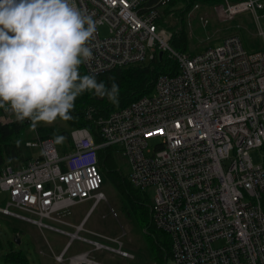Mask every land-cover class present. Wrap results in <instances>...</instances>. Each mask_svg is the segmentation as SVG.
<instances>
[{"label":"built area","instance_id":"2783aa9c","mask_svg":"<svg viewBox=\"0 0 264 264\" xmlns=\"http://www.w3.org/2000/svg\"><path fill=\"white\" fill-rule=\"evenodd\" d=\"M169 1L75 0L96 24L93 56L83 63L89 75L157 54L176 61L177 73L160 75L152 95L99 118L100 143L76 128L74 150L61 156L51 139L36 136L26 143L41 148L38 157L1 169L0 214L67 236L54 255L59 263L103 264L91 257L98 250L133 258L119 239L86 229L85 218L77 225L66 219L72 207L106 199L98 151L114 147L129 160L134 188H156L151 220L171 238L169 264H264V44L248 51L232 35L195 54L180 52L161 21ZM214 9L225 21L250 13L264 38V0H225ZM15 120L10 110L0 114V124ZM75 240L92 249L66 257Z\"/></svg>","mask_w":264,"mask_h":264},{"label":"clouds","instance_id":"9594fccd","mask_svg":"<svg viewBox=\"0 0 264 264\" xmlns=\"http://www.w3.org/2000/svg\"><path fill=\"white\" fill-rule=\"evenodd\" d=\"M95 32L75 0H0V108L18 122L29 120L35 132L41 122L71 120L75 100L86 91L118 105L117 83L109 88L79 72L92 59Z\"/></svg>","mask_w":264,"mask_h":264},{"label":"rangeland","instance_id":"374dc122","mask_svg":"<svg viewBox=\"0 0 264 264\" xmlns=\"http://www.w3.org/2000/svg\"><path fill=\"white\" fill-rule=\"evenodd\" d=\"M261 26L264 30V17L261 18ZM178 27L179 20L176 17L168 16L165 19L164 28L169 32ZM187 30L192 49L197 51H203L208 46L219 45L223 39L232 35H238L248 51L260 49L264 44V38L259 35L257 24L250 13L238 15L232 21H225L220 18L214 6H200L193 9L187 18ZM100 32L102 37L107 36V26H103ZM35 136L36 132L32 131L29 126L25 128L22 135L24 139H31V141ZM150 144L154 145L155 141ZM22 150L24 157L28 159H34L41 154V148L28 146L27 143L22 145ZM252 158L255 163L260 162L255 152L252 153ZM114 159L118 169L129 178L131 171L129 160L120 152L115 153ZM100 191L105 194V200L94 207V200L76 205L71 208V213L66 219L77 225L85 218L86 229L112 239H119L123 243L122 249L133 255V258L122 257L105 250L93 251L91 257L103 264H155L152 248L153 236L146 233L127 195L111 181L104 182ZM145 194L147 199L153 202L156 188H148ZM144 198L146 199L145 196ZM5 202L6 196L0 193V205H5ZM115 216H118L121 223L116 221ZM66 228L73 231L70 227ZM15 230L20 233L19 236L14 235ZM88 237L92 236L88 235ZM15 238H19L20 242H16ZM0 241L2 244L0 264H10L4 260L5 254L11 248L10 241L13 242L12 246L15 250L23 251L29 259V264H63L57 262L54 255L59 254L65 248L69 238L63 234L40 229L30 223L0 214ZM107 243L118 246L114 242ZM91 249V245L75 240L69 246L66 257Z\"/></svg>","mask_w":264,"mask_h":264},{"label":"trees","instance_id":"16d2710c","mask_svg":"<svg viewBox=\"0 0 264 264\" xmlns=\"http://www.w3.org/2000/svg\"><path fill=\"white\" fill-rule=\"evenodd\" d=\"M224 1L225 0H170L163 8L161 21L164 23L168 16H174L179 20V27L171 31L172 46L180 52H187L190 54L201 52L193 50L190 44L187 30L188 15L193 9L199 8L200 6H214ZM233 29L236 28L233 27ZM177 69L178 65L176 61L167 58L166 55L160 57L157 54L156 58L149 63L133 65L126 68H117L97 75L95 76L97 81L104 82L109 88L113 82L119 85V104L114 105L107 97L99 98L93 93L86 91L75 100L74 109L70 113L72 116L71 120L65 121L57 118L52 125H45L41 122L35 131L36 136L41 139H51L61 156L74 150L71 130L76 128H88L95 142L98 144L102 141L99 126L96 122L99 118L107 117L111 113L127 107L140 98L152 95L157 78L160 75H174L177 73ZM79 72L81 76L89 75L84 69L83 64L80 66ZM112 78H114V81ZM4 109L5 108H0V112L3 113ZM29 124V120H25L22 123L15 120L8 124H0V172L6 165L20 168L25 166L30 160L24 157L22 150V145L31 141V139H24L22 137L25 128L28 127ZM56 135L64 137L62 143L55 142L54 136ZM35 138L32 140H35ZM116 150L117 149L114 147H109L98 151L99 171L103 176V182H113L120 191L124 192L129 198L140 223L145 227L146 233L153 236L152 248L154 250L153 256L155 264H169L172 259L171 238L166 232L154 227L150 215L152 202L147 199L145 192L134 188L129 178L125 177L118 169L114 159ZM19 234L17 230L14 231V235L19 236ZM9 243L11 248L4 256L5 262L10 264H29V259L23 251L15 250L12 246L13 242L10 241ZM1 245L0 241V249Z\"/></svg>","mask_w":264,"mask_h":264},{"label":"water","instance_id":"95a60500","mask_svg":"<svg viewBox=\"0 0 264 264\" xmlns=\"http://www.w3.org/2000/svg\"><path fill=\"white\" fill-rule=\"evenodd\" d=\"M161 57L163 56V54L160 55ZM16 242H20V239H15Z\"/></svg>","mask_w":264,"mask_h":264},{"label":"bare ground","instance_id":"6f19581e","mask_svg":"<svg viewBox=\"0 0 264 264\" xmlns=\"http://www.w3.org/2000/svg\"><path fill=\"white\" fill-rule=\"evenodd\" d=\"M120 110V109H119ZM118 111V110H117ZM151 215V214H150Z\"/></svg>","mask_w":264,"mask_h":264},{"label":"crops","instance_id":"0c3cea01","mask_svg":"<svg viewBox=\"0 0 264 264\" xmlns=\"http://www.w3.org/2000/svg\"><path fill=\"white\" fill-rule=\"evenodd\" d=\"M0 114H1V112H0ZM92 209V208H91Z\"/></svg>","mask_w":264,"mask_h":264}]
</instances>
